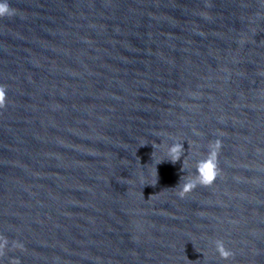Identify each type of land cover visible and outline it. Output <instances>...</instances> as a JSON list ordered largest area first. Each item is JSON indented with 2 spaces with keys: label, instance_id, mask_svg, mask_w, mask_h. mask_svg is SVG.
<instances>
[{
  "label": "water",
  "instance_id": "obj_1",
  "mask_svg": "<svg viewBox=\"0 0 264 264\" xmlns=\"http://www.w3.org/2000/svg\"><path fill=\"white\" fill-rule=\"evenodd\" d=\"M9 3L0 264H264V0Z\"/></svg>",
  "mask_w": 264,
  "mask_h": 264
},
{
  "label": "clouds",
  "instance_id": "obj_2",
  "mask_svg": "<svg viewBox=\"0 0 264 264\" xmlns=\"http://www.w3.org/2000/svg\"><path fill=\"white\" fill-rule=\"evenodd\" d=\"M207 6L211 7L210 4ZM16 14L17 10L11 6L9 0H0V18H10ZM202 15L206 18L208 17V13H202ZM8 103L9 98L7 86L0 84V111L6 109ZM221 135H223L222 132ZM222 148L223 141L221 139H215L209 142L207 155L197 161L195 165V177L187 180H185L184 177L181 178V181L183 180L184 182L183 184L179 183V190L176 192L181 199L187 197L199 186L211 187L216 183L218 178L222 175V169L219 164V157ZM184 153L185 148L183 142L173 143L168 149L167 160L176 163L184 157ZM214 243L215 250L219 253L220 258L228 260L234 256V253L226 247L225 242L222 239H217ZM15 249L21 251L26 250L24 244L19 241L12 242L11 250ZM8 250L9 239L5 235L0 234V259H3L7 255ZM11 264H21V261L17 258H13Z\"/></svg>",
  "mask_w": 264,
  "mask_h": 264
}]
</instances>
